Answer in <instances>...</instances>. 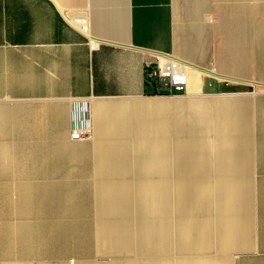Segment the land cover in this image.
Wrapping results in <instances>:
<instances>
[{
    "label": "crops",
    "instance_id": "0c3cea01",
    "mask_svg": "<svg viewBox=\"0 0 264 264\" xmlns=\"http://www.w3.org/2000/svg\"><path fill=\"white\" fill-rule=\"evenodd\" d=\"M166 56L195 66L200 79L206 74L204 70L224 76L226 93L243 99L237 100L240 107L232 115L249 120L248 145L241 146L249 152L162 156L173 162L172 170L169 168L162 178L167 180L169 202L173 193L177 212L176 250L197 254L206 242L210 247L208 215L213 193L217 255L223 259L222 264H264V0H0V264H9L11 256L25 253L27 176L46 178L39 185L49 188L55 177H92V192L100 191L98 183L107 176L119 175L134 185L136 175L97 171L94 160L153 157L98 155L93 152V143L102 140L107 126L117 129L133 118L150 125L166 120L168 126L171 121L176 127L174 119L179 116L175 104L181 101L206 106L205 125L213 130L212 96L201 94L187 99L186 91L182 95L185 99L174 96L169 101L164 96L147 95L152 89L145 84L144 65ZM222 56L224 72L215 67ZM147 101H162L169 108L154 114L138 113L134 106ZM74 102H87L91 131L87 140L73 141L69 137ZM116 112L122 113L120 120L114 116ZM169 141L172 149L175 137ZM27 145L34 146L30 166ZM184 159L206 163L203 170L191 173L182 169ZM85 183L90 185V181ZM135 186L130 189L135 190ZM184 192L209 193L208 215L200 220L189 216L183 220L187 217L184 200L176 194ZM250 201L255 206L254 216L250 215ZM168 213L169 209L163 220L154 223L162 234L151 235L150 250H136L137 228L133 232L115 225L130 231L131 250L104 253L112 257L108 263L67 261L168 264L157 259L169 251ZM11 223L17 232L13 249ZM94 238L92 232L93 248ZM200 239L204 246L198 243ZM123 252L135 255L123 256ZM101 253L94 249L93 255L99 257ZM170 264L217 263L178 259Z\"/></svg>",
    "mask_w": 264,
    "mask_h": 264
},
{
    "label": "bare ground",
    "instance_id": "6f19581e",
    "mask_svg": "<svg viewBox=\"0 0 264 264\" xmlns=\"http://www.w3.org/2000/svg\"><path fill=\"white\" fill-rule=\"evenodd\" d=\"M190 66L192 67V71L187 86L189 94L187 99L201 97V80L199 77V71L194 68L195 66ZM204 72L208 75L224 77L213 70H204ZM210 98L214 100L213 107L215 108V123L212 131L205 125L207 121L206 106L195 107L189 105L186 101H181L180 103L178 102L175 104V113L177 114V117H179L174 119V123L176 124V136L172 149L170 148L171 144L169 141L166 120H162L154 125L139 124L133 127L120 126L121 130L125 131L132 137V141L129 142L128 145L107 142V140L104 139L106 135L105 130L103 131L104 135L102 136V140L93 143V152L98 155L125 153L136 154L138 156H153V158L138 157L132 160H118V158L114 159V157L113 159L97 158L94 160V167L97 171L120 172L121 175H124L125 177L129 174H134L136 175L137 183L134 184L136 185V189L133 193V200H130V198L127 197L128 191L126 188L130 185V182H126V179H121L119 175L104 177V180L98 183V186L101 187V189L100 191L95 190L94 193L101 192L103 196L96 206V217L100 224V242H96V247L92 249L93 252L94 249L96 251L99 249V251L103 253H115L118 250H131L133 241L131 240L130 231L128 229H120L116 227L115 223L118 221L129 222L132 218V208L134 204V209L141 217V220H138L137 222L138 227L135 236L136 250H150L151 235L162 234V230L154 226V223L160 222L167 216L169 209V195L165 188L168 184L167 180L163 179L162 176L166 175L168 172L170 162L169 159L163 158L162 156H167L169 154L176 155V153L179 152H198L200 154L211 152L218 154L241 153L243 151L249 152V150H241V146L248 145V117L243 115H240V117L233 116L231 113L232 111L239 110L238 108L240 107L241 102L230 99L229 96H212ZM219 98L222 100H219ZM134 108L140 114H154L157 112H166L169 105L162 101H149L136 104ZM120 115H122L121 112H116L114 114L119 120L121 119ZM117 122L121 123L118 120ZM237 148L240 150H237ZM205 163V161L195 162L184 159L182 162V169L191 173L199 172L204 169L203 166ZM152 176L155 177V179L149 180ZM185 184H189L190 186L197 185L195 182H186ZM108 195H113V197ZM176 197L183 198L185 205L184 214L191 219L200 220L204 215H208L209 193L184 192L180 194L177 193ZM224 209L226 208L221 210L224 211ZM199 232L201 233V231ZM24 233L25 253H21L16 256V258L27 260L38 254L35 252L33 246H26V223L24 225ZM200 240L201 241L198 243L200 246H204V240ZM77 253L79 254L80 252ZM82 254H85V252L82 251ZM9 264L52 263L19 260ZM53 264L69 263L67 260H60L53 262Z\"/></svg>",
    "mask_w": 264,
    "mask_h": 264
},
{
    "label": "rangeland",
    "instance_id": "374dc122",
    "mask_svg": "<svg viewBox=\"0 0 264 264\" xmlns=\"http://www.w3.org/2000/svg\"><path fill=\"white\" fill-rule=\"evenodd\" d=\"M224 52V50H222ZM217 69L224 72V57H219ZM210 69V68H208ZM201 79L204 80V87L201 89V94L204 96H229L230 99L243 100L241 96H230L226 93L224 78L212 76L208 74H201ZM200 79V80H201ZM169 101L174 100V97H165ZM179 98H184L181 96ZM252 99V98H251ZM249 99V101L251 100ZM164 100V99H163ZM164 100V101H168ZM219 100H222L219 98ZM148 102V101H147ZM251 103V101H250ZM264 116V114H262ZM143 120L133 118L131 121H125L122 125H119L117 129L113 128V125L106 127L105 139L107 142H118L121 144L128 145L132 141V137L129 136L125 131L121 130L120 126H135L140 123L144 124ZM150 123V122H149ZM146 124V123H145ZM168 136L170 139L175 137L176 127L171 126V121L167 126ZM263 147V146H262ZM261 147V148H262ZM264 149V147H263ZM34 146L27 145V165H32L30 158L34 156ZM182 154H200L198 152L192 153H176V155ZM153 157V156H152ZM170 169L172 170L173 162L170 161ZM134 178V177H132ZM46 178H39L33 176L26 177V191H25V220L27 225L26 233V246H33L35 252L38 254L35 257L25 259H17L14 256L10 257L11 262L17 261H42L46 263H52L60 260L70 259H87L96 263H108L110 258L109 254L101 253L99 257L93 255V241L92 232L94 233V243L98 241L100 236V224L96 217L97 205L99 199L102 197L101 192L94 193V187L92 185L93 178H67V177H55L53 178V187L40 186V182ZM135 180V178H134ZM85 181H90V185L86 184ZM134 185L128 186L127 197L133 200L134 190L130 188ZM96 190V189H95ZM112 196L113 195H108ZM95 197V199H93ZM98 197V198H97ZM173 193H170L169 202V232H168V245L169 251L167 256H159V260L165 261L170 264L176 260H188V259H200V260H213L217 264H222L223 259L217 254L219 250L217 248V240L215 234V223L216 214L214 209V194H211V211L209 213L211 223V237L210 247L209 242L207 246L199 251L197 254L184 253L176 250L175 247V220H177V212L174 211ZM96 207V208H95ZM135 204L132 208V220L128 225L123 224L121 221L115 223L122 227H129L133 232L137 228V221L141 220L139 213L134 209ZM255 206L250 201V215L254 216ZM95 211V215H94ZM188 220L187 217H183V220ZM93 220V222H92ZM14 220H11L13 222ZM124 222V221H123ZM122 223V225H120ZM118 226V227H119ZM14 228V229H13ZM14 230V231H13ZM10 245L13 249L17 243V232L16 226L13 223L10 225ZM72 240V241H71ZM77 242V243H76ZM75 244V245H74ZM12 251V250H11ZM27 251V248H26ZM82 251L85 254H82ZM77 252H80L79 254ZM123 256L131 255L134 253L123 252ZM126 253V254H125ZM112 255V254H111ZM150 257L149 259H154ZM156 259V258H155ZM34 260V261H32ZM224 264V263H223Z\"/></svg>",
    "mask_w": 264,
    "mask_h": 264
},
{
    "label": "built area",
    "instance_id": "2783aa9c",
    "mask_svg": "<svg viewBox=\"0 0 264 264\" xmlns=\"http://www.w3.org/2000/svg\"><path fill=\"white\" fill-rule=\"evenodd\" d=\"M192 67L182 60L166 56L144 65L145 84L155 96L174 97L185 95ZM69 137L83 141L91 137L87 102H74L71 106Z\"/></svg>",
    "mask_w": 264,
    "mask_h": 264
},
{
    "label": "trees",
    "instance_id": "16d2710c",
    "mask_svg": "<svg viewBox=\"0 0 264 264\" xmlns=\"http://www.w3.org/2000/svg\"><path fill=\"white\" fill-rule=\"evenodd\" d=\"M147 95H152V96H154V95H155V93H154V92H152V91H150V92L148 91V92H147Z\"/></svg>",
    "mask_w": 264,
    "mask_h": 264
}]
</instances>
